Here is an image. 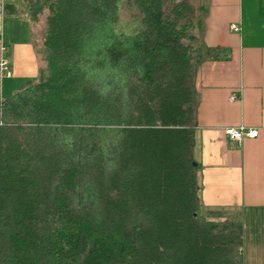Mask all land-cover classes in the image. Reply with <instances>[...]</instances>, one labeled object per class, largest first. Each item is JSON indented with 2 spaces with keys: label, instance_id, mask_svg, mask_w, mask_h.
Instances as JSON below:
<instances>
[{
  "label": "trees",
  "instance_id": "16d2710c",
  "mask_svg": "<svg viewBox=\"0 0 264 264\" xmlns=\"http://www.w3.org/2000/svg\"><path fill=\"white\" fill-rule=\"evenodd\" d=\"M23 6L44 16L43 66L0 99V264H239V211L198 197L195 78L214 52L204 6Z\"/></svg>",
  "mask_w": 264,
  "mask_h": 264
},
{
  "label": "crops",
  "instance_id": "0c3cea01",
  "mask_svg": "<svg viewBox=\"0 0 264 264\" xmlns=\"http://www.w3.org/2000/svg\"><path fill=\"white\" fill-rule=\"evenodd\" d=\"M23 1L0 0V59H8L11 71L0 70L1 100L27 89L43 66L40 32ZM7 4L16 12L7 11ZM198 4L205 11L203 41L214 50L195 78L199 204L204 210L239 211V264H264V0ZM235 126L257 128L258 135L230 140L223 129Z\"/></svg>",
  "mask_w": 264,
  "mask_h": 264
},
{
  "label": "built area",
  "instance_id": "2783aa9c",
  "mask_svg": "<svg viewBox=\"0 0 264 264\" xmlns=\"http://www.w3.org/2000/svg\"><path fill=\"white\" fill-rule=\"evenodd\" d=\"M232 29L237 31L239 28L237 25H232ZM0 70L5 74L10 75L11 71L9 69V61L7 58L0 59ZM233 97L234 96H231V98ZM223 131L228 139L237 141H240L246 137L254 138L258 135L257 128L244 126L225 127Z\"/></svg>",
  "mask_w": 264,
  "mask_h": 264
},
{
  "label": "rangeland",
  "instance_id": "374dc122",
  "mask_svg": "<svg viewBox=\"0 0 264 264\" xmlns=\"http://www.w3.org/2000/svg\"><path fill=\"white\" fill-rule=\"evenodd\" d=\"M193 2H194L195 5L198 4V0H193ZM125 16H126V20L128 21L129 18L127 17L126 14H125ZM43 23H44V16L41 17L40 21L37 23V26H36L37 29H38V31L40 32V35L39 36H41V34H42Z\"/></svg>",
  "mask_w": 264,
  "mask_h": 264
}]
</instances>
